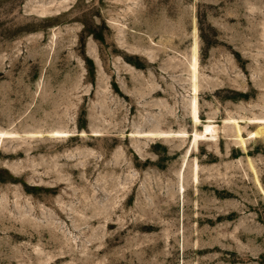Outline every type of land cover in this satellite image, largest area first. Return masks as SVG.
<instances>
[{
  "label": "rangeland",
  "instance_id": "1",
  "mask_svg": "<svg viewBox=\"0 0 264 264\" xmlns=\"http://www.w3.org/2000/svg\"><path fill=\"white\" fill-rule=\"evenodd\" d=\"M0 264H264V0H0Z\"/></svg>",
  "mask_w": 264,
  "mask_h": 264
},
{
  "label": "bare ground",
  "instance_id": "2",
  "mask_svg": "<svg viewBox=\"0 0 264 264\" xmlns=\"http://www.w3.org/2000/svg\"><path fill=\"white\" fill-rule=\"evenodd\" d=\"M192 62H191V67H192V69H191V74H192V78H193V80H195V78H196V65H197V58H196V45H194L193 46V50H192ZM193 90L195 91V86L193 85ZM191 114H192V117H193V119L194 120H196V106H192V109H191ZM211 129H210V127H208V126H205V127H203V131H201V132H199V133H196L195 132V134H194V136H193V143H195L196 142V140H197V138L200 136V137H202V135H204V133L205 132H208V131H210ZM212 130H213V128H212ZM213 133V132H212ZM216 133V132H215ZM205 136V135H204ZM207 136V135H206Z\"/></svg>",
  "mask_w": 264,
  "mask_h": 264
}]
</instances>
